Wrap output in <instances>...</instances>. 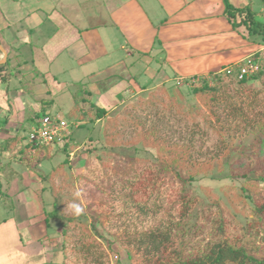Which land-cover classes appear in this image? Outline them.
Instances as JSON below:
<instances>
[{
	"label": "rangeland",
	"instance_id": "1",
	"mask_svg": "<svg viewBox=\"0 0 264 264\" xmlns=\"http://www.w3.org/2000/svg\"><path fill=\"white\" fill-rule=\"evenodd\" d=\"M240 3L245 6L248 4L245 0H241ZM255 18L264 21L262 13L256 14ZM205 20H196L193 24L196 26L195 34H201V31H204V25L208 23L211 24L210 27L217 24L215 30L220 31L216 39L212 37L208 41L200 39L201 35L195 37L201 41L198 42L199 44L196 43L197 45L189 48L188 44L182 46L181 54L174 56L181 57V65L176 67L177 64L171 63L168 58L166 59L167 62L162 65L163 71L159 72L160 74L155 76V79L149 78L146 82V84H151L148 89L153 90L154 86L162 80V84L170 88L168 89L170 97H172L170 101L165 98L164 101L153 106L145 105L147 102L143 103L140 98L137 99L139 102L136 103V107L129 106L123 109L122 113L117 115V120H121L124 116L127 127L120 128L121 135L114 139V143L121 145L120 150L116 148L114 151L109 147H101L102 145L109 146V144L101 141L104 136L105 116L98 120V123L87 121L86 124L83 123L74 128L70 137L71 140H68L67 145L69 159L64 165H59L53 173V184L59 192V199L62 200L61 208L64 214H72L70 209L67 208V204L73 201V193L77 189L82 190V200L85 208L102 212V217L110 232H115L117 236L125 233L126 237H119L120 239L114 243L112 249L106 247V241H102L100 252H102L103 258L99 261L91 263L87 261L86 263L82 258V254L77 250L73 239L62 238L59 235L58 229L62 225V221L51 219V226L48 230L51 237H49L48 242H51L53 247L51 245L48 249L49 246L42 245L41 248H37L41 250L40 252L36 250L30 253L29 258L33 262L37 264H115L120 259V264H141L144 257L142 250L135 243L137 233L148 231L154 227L164 229L173 225L176 228L178 225L176 222H182L185 223V227L174 231L175 241L173 245H180L184 242V239H188V235L191 233H195V237L191 238L190 241H202V239L209 237L213 223L206 222L208 230L201 231L198 228L203 233L202 236L195 232L194 227L199 225V222H204V219L200 217L203 209H212L210 211L212 215L218 211L215 207L204 208L211 201H217L231 207L233 211L244 218L242 231H238L240 233L232 231V225L230 219H228V227L234 235L244 236L248 241L255 242L259 247L264 248V243L259 239L260 235L264 234V227L261 224L255 225L254 223L258 213L255 211L256 207L264 203V185L261 183L252 185L251 191L255 198L250 200L243 196L240 189L244 180L239 181V173H246L250 164H255L254 179L264 176V165L261 161L257 162L258 154L264 153V149H262L264 145V140H262L264 138V117L249 113V108L252 105H255L257 110L264 111V82L251 80L244 85L233 83L230 88L226 89V96L229 97L230 94L231 97L229 98L231 100L242 103L244 113H247L251 120L256 119L254 124L250 122L251 125H247L243 119L237 122L236 118L229 116L224 101L220 99L212 109L207 110L206 106L191 94L190 88L193 87H191L192 82L189 83L193 75H199L209 70H222L230 61L237 59L240 53L239 49L242 48L237 46L239 43L250 42L242 50L243 52L249 50V54L257 51L261 45L252 41L257 38L254 34L251 36L245 34L244 36L243 33L234 29L243 39L237 33L223 35L224 31L230 33L231 29H229L230 25H226L220 17L213 16L212 19L210 18V22ZM222 25L226 29H223ZM219 35H223V37ZM233 49L234 51H232ZM231 51L234 57L229 60ZM214 53L219 56H213ZM201 56L205 58L200 59ZM211 58L215 59V62ZM260 61L264 65V54L261 55ZM175 75L177 77L182 76L184 79L181 82L175 81ZM187 79L190 80L187 81ZM28 86L31 87V85ZM171 88L176 89V92ZM74 90L73 87L67 88L65 91L68 94H63L60 98L62 102L58 104V107H60L58 110L59 116L69 123L75 122V118L70 116L68 112V109L74 105V101L76 104L75 96L72 97ZM41 93L44 94L43 91ZM172 94L175 97L171 96ZM144 96L146 99L147 95ZM254 99L259 102L261 100L263 103L258 104ZM206 100L209 105V99ZM28 101L31 102L30 96ZM91 104L87 103L85 107L87 108ZM82 106L83 103L77 102L74 108H81ZM240 122H245V124L242 125ZM26 124L28 123L26 122ZM153 128L157 132L160 130L159 133L162 136L171 138L170 144L172 145L183 144L190 137H193L194 141L192 143L196 144L194 152L191 153L193 160L197 165L207 162L208 164L205 163L206 171L210 173L202 172L201 175L196 176V180L194 179L191 184L185 183L184 186H181L180 183L175 181V178L167 176L163 171H158L155 168L153 163L155 150L152 147L146 145L141 151L143 153L139 154L137 158L134 157L135 161L127 159V155L133 154V150L122 146L130 141L137 140L139 135H143L145 132L153 130ZM217 128H223V131H218ZM21 135L23 139L17 143L16 149L13 148L12 151H8L10 153L9 157L0 155L1 188L6 190V194L2 198L0 196V235H5V237H7L8 232L2 231L4 222L10 225L18 224L20 230L26 231L22 234H30L34 227L30 226L31 221L28 218V212L40 215L45 220L44 210L50 211L52 209L51 203L55 198L48 188L44 189L49 183L42 181L41 172L42 174L48 173L66 158V153L61 149L65 142L52 143L49 145L48 150H44L51 155L50 158L41 161L36 166L34 165L35 170H33L28 164H34L30 160L34 159L36 161V155H33V158L29 159L28 162L27 157L26 159L25 157L19 158L20 153L18 154L20 147L26 144L27 126ZM197 145L201 146L199 152L196 150ZM85 151L86 153H84ZM13 152L15 153L12 154ZM112 152H118V154L114 155ZM9 158L24 159L26 162H17V159L10 162ZM187 171L191 172L193 170L190 167ZM22 172L26 175L24 178L26 185L31 190L35 189L31 195L32 198L23 196V199H20L18 203L20 206L25 207L26 217L16 213L17 223L14 220H3L11 213L8 208L9 204L17 202L12 191L16 189L13 181L14 176ZM41 181L42 185L39 189L38 186H34L40 185L39 182ZM31 183L34 185L32 186ZM108 184L109 186H107ZM103 187L105 192H110L109 195L101 192ZM248 187L250 186L248 185ZM189 188H193L190 194L194 198L193 203H191L189 219L180 220L181 193H183V189L188 191ZM125 197L132 198L134 202L125 199ZM187 229L190 230L187 231ZM77 230L82 234L83 229L80 226H77ZM254 231L259 232L258 236L249 238L248 233ZM16 234L15 231H11L7 240L14 239ZM44 243L46 242L44 241ZM45 254H50L48 260H46ZM8 260L9 257L6 259L0 256V264H8Z\"/></svg>",
	"mask_w": 264,
	"mask_h": 264
},
{
	"label": "crops",
	"instance_id": "2",
	"mask_svg": "<svg viewBox=\"0 0 264 264\" xmlns=\"http://www.w3.org/2000/svg\"><path fill=\"white\" fill-rule=\"evenodd\" d=\"M240 1L228 0L232 9H247L250 5L263 14L264 0H245L247 6ZM213 16L230 25L231 32L224 31L223 35L237 33L228 20L223 0H0V141L15 134L22 136L26 126L29 131L33 124L28 118L30 115H35L33 118L41 113L59 116L60 98L68 94L65 90L70 87L75 88L72 97L75 96L76 104L86 102L81 108H74V101L68 109L76 123H82L76 119L87 103L106 107V118L119 115L132 103L139 102L137 99L148 97L152 89H148L151 84L146 82L163 71L166 59L176 63V67L182 64L181 57H174L181 54L182 46L194 47L201 42L195 38L200 35V39H216L220 31L215 30L217 24L204 25L201 34H195L193 25L201 19L210 22ZM252 41L261 47L249 54V50H242L250 42L239 43L240 53L230 63L251 54L261 57L263 42ZM232 51L229 60L234 57ZM213 56L219 55L214 53ZM16 69L20 73H16ZM175 78L178 81L182 76L175 75ZM162 85L160 80L156 86ZM0 155L9 157L10 153L2 151ZM15 159L9 158V161ZM28 165L35 170L34 164ZM25 176L24 172L14 176L16 189L12 191L17 202L9 204L11 213L3 220L16 222V213L26 217L25 207L18 203L23 196L32 198L35 189L26 185ZM39 184L31 183L38 189L42 181ZM4 194L6 190L0 193L1 198ZM28 213L30 226L34 227L30 234H22L26 231L20 230L18 224L4 222L2 225V231L8 234L7 237L0 235V256L9 257L8 264H37L29 254L40 252L37 248L42 245L49 246L48 249L53 247L48 242L51 235L45 220ZM11 231L17 234L8 241ZM49 257L50 254H45L46 260Z\"/></svg>",
	"mask_w": 264,
	"mask_h": 264
},
{
	"label": "trees",
	"instance_id": "3",
	"mask_svg": "<svg viewBox=\"0 0 264 264\" xmlns=\"http://www.w3.org/2000/svg\"><path fill=\"white\" fill-rule=\"evenodd\" d=\"M223 1L226 6V15L232 27L237 32L243 33L244 36L245 34L249 36L254 34L257 36V40H261V42L264 43V21H259L255 18L256 14L261 12L253 10L250 5L247 9H232L228 0ZM262 3L264 4L263 1ZM256 56L257 55L255 54L253 58L256 59ZM259 65L260 68L256 73L246 76L243 79H237L235 74L230 75L221 73L220 71H210L208 75H194L191 78L195 80V84L191 85L193 88H190L191 94L200 100V102L206 106L207 110H210V108L212 109V107L219 101L218 99H220L221 101H224L225 107L229 111L227 114L236 118L237 122L238 120L243 119L246 121L247 125L254 124L256 119L251 120V118H249L250 116L247 113H244L242 103H237L236 101L231 100L229 98L231 97L230 94L229 97H227L226 89L228 87L230 88V85L233 83L244 85L251 80H260L264 82V65L261 61L259 62ZM15 72L20 73V70ZM189 80L190 79H187V81ZM235 90L237 89L235 88ZM165 98L170 101L172 97H170L167 87L162 85L156 89L150 90L148 97L146 99H142V102H147L145 105L156 106L164 101ZM207 98L209 99V105L207 104ZM254 100L258 104L263 103L261 100L260 102L257 99ZM85 103L86 102H83V105H85ZM136 103H132L130 107H136ZM107 112L108 109L106 107L97 106L95 103H92L91 106L84 109V111H82L76 119L78 121H82V123L79 124V122H75L76 125L72 126L69 137L62 142H65L61 149H63L66 153V158L48 173L41 174L42 181L44 180L49 183L48 186L44 187V189L48 188L55 198L51 203L52 209L50 211L44 210L46 227L49 229L51 226V219L61 220L62 225L58 229L59 235L62 238L73 239L75 246H77V250L82 254V258L86 263L87 261L88 263L99 261L103 258V254L100 252L102 241H106V247L112 249L114 243L118 242L120 239L119 237H126L125 233H122L121 236H117L115 232H110L107 224L104 222L102 212H99L96 209L85 208V214L79 217H76L73 214H64L61 208L62 200L59 199V192L53 184V173L59 165H64L67 163V159H69L67 154V145L69 142L68 140H71L70 137L73 129L83 123L86 124L87 121L95 122L100 120ZM263 112L264 111L262 110H257L255 105H252L249 108V113L258 116L264 117ZM33 117L34 116L30 115L28 118L30 120H34ZM105 121L106 122L103 127L104 136L102 135L103 137L101 138V141L105 144H109V146L102 145L101 147H109L114 151L116 148L120 150L121 145L114 143V139L115 137L121 135L120 128L127 127L125 117L123 116L121 120H117L116 115L111 118H106ZM240 123H242V125L245 124V122ZM217 130L223 131V128H217ZM159 132L160 130L157 132L153 128V130L147 131L144 134L141 133L143 135H139L137 140L130 141L128 144H125V146H122L133 150V154L131 153L127 155V159L135 161L134 157H139V154L141 155L143 153L141 151L144 147H146V145L148 147L150 146L155 150L153 158L155 168L158 171H163L167 176L175 178V181L180 183L181 186H184L185 183L191 184L194 179L196 180V176L201 175L202 172L210 173L209 171H206L205 163L207 162L197 165L193 160V155L191 153L194 152V146L196 145L192 143L194 141L193 137H190L188 141L183 144L172 145L170 144L171 138L164 137ZM22 138V136L15 134L3 139L0 141V151H12ZM262 140H264V138ZM48 148L49 145L31 143L23 144L18 152V154L20 153L19 158L25 157L26 159L27 157L29 162V159H32V156L36 155V161H34V159L30 160V162H33L34 165H36L41 161L50 158L51 155L47 151H44L48 150ZM200 148L201 146H196V150L198 152L200 151ZM262 149H264V145ZM84 153H86V151ZM112 153H114V155L118 154V152ZM258 157L257 162L261 161L264 165V153L258 154ZM254 166L255 164H250L246 173H239V181L241 179L244 180L240 188L241 192L243 193V196L250 200L255 198L253 192L251 191L252 185H258L260 183L264 185L263 175L259 179L253 178L255 177L256 171ZM190 167L193 170L191 172L187 171ZM248 185L250 187H248ZM107 186H109V184ZM192 189L193 188H189L188 191L183 189V193H181L180 220L189 219L191 203H193L194 199L191 197L192 194H190ZM0 192L3 193L1 187ZM101 192L108 195L110 194V192H105L104 187ZM125 199L134 202V200L130 197H125ZM206 207H215L218 211H216V214L214 213L213 215L212 212H210L212 209H203L201 211L200 217L201 219H204V222H199L197 220L199 225L194 227L195 232L202 236L201 234L203 233L201 231H204L205 229L208 230L207 223H213L210 228L209 237L202 239V241H190L191 238L195 237V233H191L188 235V239H184V242L180 245H173L175 241L173 237L174 231L185 227V223L182 222H176V224H178L176 228H174L173 225L164 229L154 227L148 231L137 233L135 243H137L138 247L142 250L144 257L141 264H264V248L261 246L259 247L255 242L248 241V239L244 236L239 237L233 234V232L240 233L238 231H242L243 228L242 222L244 218L241 217L239 213H236V211H233L231 207L223 205L217 201H211L209 205L204 206V208ZM255 211L258 212L256 214V222H254L255 225L261 224L264 227V203L257 206ZM228 219H230L233 232H231L228 227ZM77 226H80L83 229L82 234L78 232ZM198 228L201 231H199ZM189 230L190 229H187V231ZM254 232L248 233V237L252 238L258 236L257 234H259V232ZM259 239L264 243V234L260 235ZM190 245L192 247H189ZM128 257L130 256L128 255ZM120 262L121 260L118 259L115 264H120Z\"/></svg>",
	"mask_w": 264,
	"mask_h": 264
},
{
	"label": "built area",
	"instance_id": "4",
	"mask_svg": "<svg viewBox=\"0 0 264 264\" xmlns=\"http://www.w3.org/2000/svg\"><path fill=\"white\" fill-rule=\"evenodd\" d=\"M264 15V9H263ZM260 68L259 61L253 58V55L246 56L237 62H233L223 68L226 74H235L237 79H243L256 73ZM180 80V79H179ZM195 84V80H191ZM74 123H69L65 119L49 114H37L33 124L28 131L26 143L51 145L52 143H62L71 133Z\"/></svg>",
	"mask_w": 264,
	"mask_h": 264
},
{
	"label": "clouds",
	"instance_id": "5",
	"mask_svg": "<svg viewBox=\"0 0 264 264\" xmlns=\"http://www.w3.org/2000/svg\"><path fill=\"white\" fill-rule=\"evenodd\" d=\"M263 11V10H262ZM253 56H255V54H251ZM258 61L260 62V56H256ZM233 63V62H232ZM231 64V63H229ZM228 64V65H229ZM227 66V65H226ZM224 66V67H226ZM223 67V68H224ZM223 70V69H222ZM222 70H219L221 73H224ZM180 79V80H179ZM183 79L182 78H178V82H181ZM192 80V79H191ZM191 80L189 81V83L191 82ZM193 85V84H192ZM82 190H79L77 189L74 193H73V196H74V199L72 202L68 203L67 204V208L70 209V211L72 212V214L76 217H79L81 215H84L85 214V206H84V203H83V200H82Z\"/></svg>",
	"mask_w": 264,
	"mask_h": 264
},
{
	"label": "water",
	"instance_id": "6",
	"mask_svg": "<svg viewBox=\"0 0 264 264\" xmlns=\"http://www.w3.org/2000/svg\"><path fill=\"white\" fill-rule=\"evenodd\" d=\"M3 50V49H2Z\"/></svg>",
	"mask_w": 264,
	"mask_h": 264
}]
</instances>
